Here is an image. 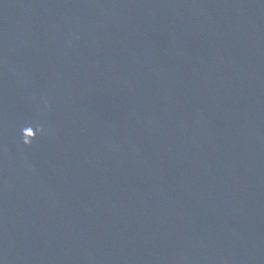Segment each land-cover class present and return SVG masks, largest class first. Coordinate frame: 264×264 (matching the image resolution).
I'll return each instance as SVG.
<instances>
[{
	"label": "water",
	"instance_id": "obj_1",
	"mask_svg": "<svg viewBox=\"0 0 264 264\" xmlns=\"http://www.w3.org/2000/svg\"><path fill=\"white\" fill-rule=\"evenodd\" d=\"M0 264H264V0H0Z\"/></svg>",
	"mask_w": 264,
	"mask_h": 264
}]
</instances>
